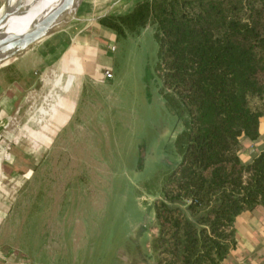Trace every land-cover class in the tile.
<instances>
[{
    "label": "rangeland",
    "instance_id": "rangeland-1",
    "mask_svg": "<svg viewBox=\"0 0 264 264\" xmlns=\"http://www.w3.org/2000/svg\"><path fill=\"white\" fill-rule=\"evenodd\" d=\"M100 1L84 0L0 80V191L14 194L0 245L28 264H117L180 159L173 144L185 115L164 97L153 25L100 40L93 16L124 7L93 10ZM98 42L107 44L103 57Z\"/></svg>",
    "mask_w": 264,
    "mask_h": 264
},
{
    "label": "trees",
    "instance_id": "trees-1",
    "mask_svg": "<svg viewBox=\"0 0 264 264\" xmlns=\"http://www.w3.org/2000/svg\"><path fill=\"white\" fill-rule=\"evenodd\" d=\"M96 21L122 35L153 25L162 87L171 92L164 97L185 115L173 144L180 159L153 202L154 264H218L234 217L264 204V151L239 157L241 139L256 140L264 115V0H140ZM13 197L0 191V216ZM21 256L4 247L0 264H28Z\"/></svg>",
    "mask_w": 264,
    "mask_h": 264
},
{
    "label": "crops",
    "instance_id": "crops-1",
    "mask_svg": "<svg viewBox=\"0 0 264 264\" xmlns=\"http://www.w3.org/2000/svg\"><path fill=\"white\" fill-rule=\"evenodd\" d=\"M96 34L101 40H107L106 42L108 43L114 42V34L109 31L104 29L102 30L99 27ZM100 43L101 42L96 43V46H98L97 49L100 51V57H103L106 54L105 50L107 48V44L104 42L100 45ZM76 44L84 43L78 42ZM101 60L100 58L98 59L100 64L104 65L105 63ZM81 61L84 60L81 59ZM16 62L17 60H14L9 64L0 67V80L7 78L11 73L20 69L25 64H17ZM100 64L98 63L99 66ZM97 75L98 77L96 79L98 81L102 82V80L105 79V75L103 73H98ZM13 83H15V81H13L12 84ZM6 84H4V86ZM0 85H3V83L0 82ZM3 87H1V89ZM7 97V100H9L12 96L8 93ZM2 109V111L0 110V114H4L3 112H5L4 108ZM182 128L183 127H181V130ZM257 133L258 137L256 140L249 141L247 139H241L239 157L242 161H248L255 157L260 151H264V115L258 118ZM151 201L153 205L154 200L151 199ZM173 204H177L181 207V209L186 212L187 218L192 223L197 221V215H191L188 211H186L185 203L176 202ZM10 207L11 205L8 206L1 214L0 222L2 220L4 221L6 216H9ZM2 229H5L6 232H10L9 226ZM152 230H157V224L155 226L154 209L147 227L137 228L133 233H131L130 237H128L126 241L127 248L122 250V253H120L119 262H117V264H154V251L151 244L149 248V243H151L152 239ZM146 246H148V248H146ZM4 247L12 249L8 245H0V250ZM218 264H264V204L256 205L250 210H242L234 217L232 221V244L229 246L225 256L218 262Z\"/></svg>",
    "mask_w": 264,
    "mask_h": 264
},
{
    "label": "water",
    "instance_id": "water-1",
    "mask_svg": "<svg viewBox=\"0 0 264 264\" xmlns=\"http://www.w3.org/2000/svg\"><path fill=\"white\" fill-rule=\"evenodd\" d=\"M9 1L3 0L0 14V67L13 62L31 45L69 22L84 0H60L37 14L27 30L19 34H6L2 31V23L10 14L19 13L22 0H17L14 8L9 7Z\"/></svg>",
    "mask_w": 264,
    "mask_h": 264
},
{
    "label": "bare ground",
    "instance_id": "bare-ground-1",
    "mask_svg": "<svg viewBox=\"0 0 264 264\" xmlns=\"http://www.w3.org/2000/svg\"><path fill=\"white\" fill-rule=\"evenodd\" d=\"M134 1L135 0H103V1L97 2L94 5L93 10H98L100 8L103 9L104 5H106L105 7H111L113 5L124 6V7L118 10L115 9V10H106V11L97 12V15L93 17L95 19V18H98L99 16H103L105 14H111V13L125 14L130 9V7L133 5ZM58 2H60V0H22L20 2L19 13L10 14L7 17V19L2 23V31L6 34L22 33L23 31L27 30V28L30 25V22L37 14H39L40 12L44 10H47L48 8L57 4ZM16 3H17V0H10L9 7L14 8ZM1 11H2V4L0 5V14H1ZM78 11L79 9L75 11L74 15L69 20V22L75 19V14H78ZM84 18L85 19L91 18V15H87ZM58 96L59 94L57 93L55 95L53 94V97L54 98L56 97V100Z\"/></svg>",
    "mask_w": 264,
    "mask_h": 264
},
{
    "label": "built area",
    "instance_id": "built-area-1",
    "mask_svg": "<svg viewBox=\"0 0 264 264\" xmlns=\"http://www.w3.org/2000/svg\"><path fill=\"white\" fill-rule=\"evenodd\" d=\"M105 76H109V74H108V73H106V74H105Z\"/></svg>",
    "mask_w": 264,
    "mask_h": 264
}]
</instances>
